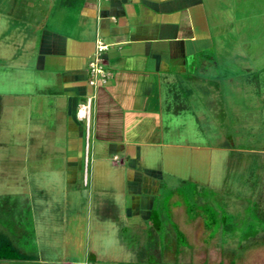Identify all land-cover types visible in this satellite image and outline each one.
<instances>
[{
    "label": "crops",
    "instance_id": "obj_1",
    "mask_svg": "<svg viewBox=\"0 0 264 264\" xmlns=\"http://www.w3.org/2000/svg\"><path fill=\"white\" fill-rule=\"evenodd\" d=\"M247 2L253 3L0 0V64L15 70L8 76L9 100L0 94V123L11 113L12 131L26 133L37 159L56 166V180L64 178L75 191L86 159L104 182L110 179L109 162L127 166V221L144 235L161 187L158 177L146 174L156 171L148 165L157 159L154 150L179 145L173 134L188 125L180 117L189 116V99L205 102L211 94L205 73L213 39L221 36L227 13ZM97 43L106 46L99 57L107 83L93 87L89 63ZM90 96L95 98L86 150V124L76 111Z\"/></svg>",
    "mask_w": 264,
    "mask_h": 264
},
{
    "label": "rangeland",
    "instance_id": "obj_2",
    "mask_svg": "<svg viewBox=\"0 0 264 264\" xmlns=\"http://www.w3.org/2000/svg\"><path fill=\"white\" fill-rule=\"evenodd\" d=\"M252 2L223 18L205 73L211 94L205 102L189 99V116L180 117L188 125L173 134L179 145L155 149L156 164H148L156 171L146 174L161 184L155 207L163 221V247L155 255L162 262L264 264V234L246 241L221 233L210 238L202 218L191 220L185 211L186 203L212 204L241 227L252 201L264 206V0ZM12 72L0 64L5 101ZM11 116L0 123L5 142L0 194L23 193L29 199L37 252L19 249L0 228V264H146L145 236L127 221L132 213L125 194L128 167L109 162L110 179L104 182L93 175L87 159L75 191L64 178L56 180V166L37 159V150L25 143L26 133L12 131ZM171 221L185 234L186 247L177 246Z\"/></svg>",
    "mask_w": 264,
    "mask_h": 264
},
{
    "label": "trees",
    "instance_id": "obj_3",
    "mask_svg": "<svg viewBox=\"0 0 264 264\" xmlns=\"http://www.w3.org/2000/svg\"><path fill=\"white\" fill-rule=\"evenodd\" d=\"M191 188L196 191L197 185L192 184ZM185 211L191 220L198 217L202 218L203 225L209 232L210 238L221 233L223 235L237 237L239 241H246L259 234H264V206L262 207L256 201H252L248 206L246 210L247 218L243 221L241 227H238L231 215L217 210L212 204L186 203ZM150 222L151 225L144 231L145 245L143 249L146 252V264H195L192 262L165 263L160 261L156 257L155 252L161 250L163 247L161 242L163 221L155 206L151 210ZM171 227L176 236L177 246L186 247L188 242L185 234L173 221H171ZM0 228L5 229L9 233L19 249L35 253L34 226L31 208L27 198L17 195H0ZM230 264L236 263L233 261Z\"/></svg>",
    "mask_w": 264,
    "mask_h": 264
},
{
    "label": "built area",
    "instance_id": "obj_4",
    "mask_svg": "<svg viewBox=\"0 0 264 264\" xmlns=\"http://www.w3.org/2000/svg\"><path fill=\"white\" fill-rule=\"evenodd\" d=\"M106 49V46H103L100 43H97L96 46V53L93 60L89 63L90 69V85L93 87H97L99 84H106L107 83V76L100 65V53ZM95 96L88 97L84 103L80 104L76 111V117L79 120H82L86 124V150L89 147V124H90V113H91V106L93 103ZM87 161V159H86ZM84 184H86V177H84Z\"/></svg>",
    "mask_w": 264,
    "mask_h": 264
}]
</instances>
